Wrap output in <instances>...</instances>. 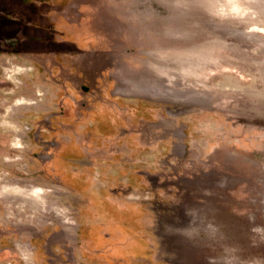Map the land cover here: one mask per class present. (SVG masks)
<instances>
[{"label": "rangeland", "instance_id": "374dc122", "mask_svg": "<svg viewBox=\"0 0 264 264\" xmlns=\"http://www.w3.org/2000/svg\"><path fill=\"white\" fill-rule=\"evenodd\" d=\"M118 2L122 60L75 105L120 123L0 107V264H264V0Z\"/></svg>", "mask_w": 264, "mask_h": 264}, {"label": "crops", "instance_id": "0c3cea01", "mask_svg": "<svg viewBox=\"0 0 264 264\" xmlns=\"http://www.w3.org/2000/svg\"><path fill=\"white\" fill-rule=\"evenodd\" d=\"M128 18L117 0H0V107L32 123L61 125L55 135L105 134L102 125L120 123L117 112L100 111L99 100L87 110L76 107V92L84 85L109 87L100 81L115 67L112 61L122 60L117 37ZM98 25L103 34L94 30ZM12 75L19 76L18 86ZM19 105L26 110H15ZM86 121L84 130L62 127Z\"/></svg>", "mask_w": 264, "mask_h": 264}, {"label": "bare ground", "instance_id": "6f19581e", "mask_svg": "<svg viewBox=\"0 0 264 264\" xmlns=\"http://www.w3.org/2000/svg\"><path fill=\"white\" fill-rule=\"evenodd\" d=\"M24 190L25 189L15 188L14 190H12V192L19 196L30 195V197L33 199H39L41 197V194L43 193L42 188H33L31 190H25V191Z\"/></svg>", "mask_w": 264, "mask_h": 264}]
</instances>
